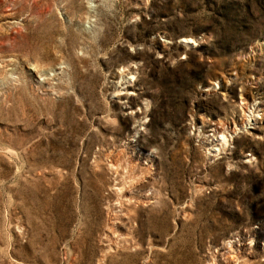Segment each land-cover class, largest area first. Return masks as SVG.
Listing matches in <instances>:
<instances>
[{
    "label": "rangeland",
    "instance_id": "rangeland-1",
    "mask_svg": "<svg viewBox=\"0 0 264 264\" xmlns=\"http://www.w3.org/2000/svg\"><path fill=\"white\" fill-rule=\"evenodd\" d=\"M0 264H264V0H0Z\"/></svg>",
    "mask_w": 264,
    "mask_h": 264
}]
</instances>
